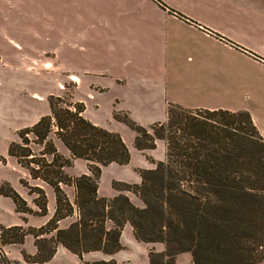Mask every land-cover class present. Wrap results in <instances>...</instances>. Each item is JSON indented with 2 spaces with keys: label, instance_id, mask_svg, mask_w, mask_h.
<instances>
[{
  "label": "crops",
  "instance_id": "1",
  "mask_svg": "<svg viewBox=\"0 0 264 264\" xmlns=\"http://www.w3.org/2000/svg\"><path fill=\"white\" fill-rule=\"evenodd\" d=\"M0 10V40L9 45L0 59V82L14 90L8 97L1 90L0 101H9L15 128L49 111L47 105L28 110L29 74H51L58 89L67 84L71 100L83 103L86 119L119 133L128 147V163L101 167L100 197L120 193L113 181L140 183L138 170L154 168L165 157L161 139L154 148L137 149L135 132L115 119V112L148 126L164 122L170 104L247 111L264 138V0H0ZM9 157L13 160L0 165V185L8 183L38 211L36 195L21 182L34 181L29 184L44 190L47 211H19L12 197L0 193V228L39 229L54 215V190ZM65 171L88 174L87 161L75 158ZM63 189L72 201L74 188ZM75 217L60 219L59 227ZM119 242L121 248L112 253L92 250L81 256L58 244L44 262L25 258L37 253L31 233L4 249L11 264H151L150 251H165L163 242L138 240L128 222ZM185 253L180 260L182 253L177 254L174 264H190L191 255Z\"/></svg>",
  "mask_w": 264,
  "mask_h": 264
},
{
  "label": "trees",
  "instance_id": "2",
  "mask_svg": "<svg viewBox=\"0 0 264 264\" xmlns=\"http://www.w3.org/2000/svg\"><path fill=\"white\" fill-rule=\"evenodd\" d=\"M48 102L49 113L21 128L19 140L8 144L7 153L33 179L53 188L55 212L39 229L1 227L2 244L20 243L26 234H33L37 253L25 258L34 262L50 259L58 244L79 256L92 250L112 253L121 248L120 232L128 222L138 240L165 244L164 252L150 251L151 264H174L176 255L183 252L190 253V264L263 261L264 138L247 111L170 104L166 120L148 126L126 112H115L113 117L135 132L137 149L154 148L158 139L165 142L164 159L155 162L154 168L138 170L140 183H112L119 191L135 193L143 202L139 207L123 193L112 198L97 195L101 167L130 160L120 134L86 119L81 102L54 95ZM75 158L87 161L88 174L73 176L65 171ZM21 182L36 195L38 211L29 208L9 185L5 190V183L0 193L12 197L19 211L45 214L44 190ZM63 186L74 188L72 201ZM74 213L67 227H59L60 219ZM1 261L11 264L5 256Z\"/></svg>",
  "mask_w": 264,
  "mask_h": 264
},
{
  "label": "rangeland",
  "instance_id": "3",
  "mask_svg": "<svg viewBox=\"0 0 264 264\" xmlns=\"http://www.w3.org/2000/svg\"><path fill=\"white\" fill-rule=\"evenodd\" d=\"M2 16H3V12L2 10H0V18ZM8 50H9L8 43H5L3 40H0V59L3 56H6V51ZM30 85H32V87H30ZM59 87L60 85L56 82L55 79H53V76L51 74H38V73L29 74V93H28L29 109L28 110H30L31 108L33 109L36 108L37 110H41L43 108L42 107L43 105H44V109H47L46 107L49 106L48 101L50 95L59 96L64 100L69 98L71 99L69 95V90L67 89V84H65L62 89H58ZM1 90H3L4 92L6 90L8 91V93H6L7 94L6 97H8L10 94L14 92V90L11 88H9L8 90V88H6L5 86V83L3 82H0V92ZM7 106L9 107V101H0V142L3 141L4 138L8 135V139L5 138V141L7 139V142L3 143L2 146V150L4 151L0 152V165H3L8 161L13 160L12 158L9 157L6 148H8V144L11 141L19 140L18 132L21 129V128H15L13 121H11L12 116L10 115L9 108ZM47 113H49V111ZM27 126H30V123ZM58 145L59 148L63 150L62 146L60 144ZM29 183L34 184L35 182L29 181ZM5 184L6 185H4L3 188L6 190L9 184L8 183ZM30 186H34V185H30ZM120 193L127 195L130 202L133 203L134 205L139 207L143 206V202L141 201V199L131 190H122L120 191ZM1 245L3 246L4 256L7 258L4 249V244L1 243ZM185 255H188V253L185 254L182 253L181 255H179V257H181L179 258V260L185 258ZM259 264H264V259Z\"/></svg>",
  "mask_w": 264,
  "mask_h": 264
},
{
  "label": "built area",
  "instance_id": "4",
  "mask_svg": "<svg viewBox=\"0 0 264 264\" xmlns=\"http://www.w3.org/2000/svg\"><path fill=\"white\" fill-rule=\"evenodd\" d=\"M4 256L3 246L0 243V259H2ZM0 264H8L5 261H1Z\"/></svg>",
  "mask_w": 264,
  "mask_h": 264
}]
</instances>
